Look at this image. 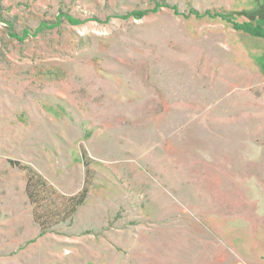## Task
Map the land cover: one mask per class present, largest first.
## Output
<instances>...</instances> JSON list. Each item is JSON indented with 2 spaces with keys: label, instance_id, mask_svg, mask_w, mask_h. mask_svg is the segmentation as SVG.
<instances>
[{
  "label": "rangeland",
  "instance_id": "374dc122",
  "mask_svg": "<svg viewBox=\"0 0 264 264\" xmlns=\"http://www.w3.org/2000/svg\"><path fill=\"white\" fill-rule=\"evenodd\" d=\"M0 264H264V0H0Z\"/></svg>",
  "mask_w": 264,
  "mask_h": 264
},
{
  "label": "trees",
  "instance_id": "16d2710c",
  "mask_svg": "<svg viewBox=\"0 0 264 264\" xmlns=\"http://www.w3.org/2000/svg\"><path fill=\"white\" fill-rule=\"evenodd\" d=\"M141 15V12H133ZM72 22H76L68 17ZM77 23V22H76ZM245 30L255 33L244 27ZM26 172L25 191L29 202L33 205L32 213L38 223L40 233L47 232L51 226L71 218L77 208L84 202L88 189L86 186L74 195H65L58 192L47 180L31 166L21 164L15 160H9Z\"/></svg>",
  "mask_w": 264,
  "mask_h": 264
}]
</instances>
